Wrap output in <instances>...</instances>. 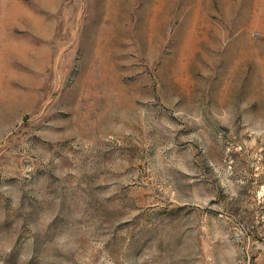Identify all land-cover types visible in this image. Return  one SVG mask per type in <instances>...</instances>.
Masks as SVG:
<instances>
[{
  "label": "rangeland",
  "instance_id": "1",
  "mask_svg": "<svg viewBox=\"0 0 264 264\" xmlns=\"http://www.w3.org/2000/svg\"><path fill=\"white\" fill-rule=\"evenodd\" d=\"M0 264H264V0H0Z\"/></svg>",
  "mask_w": 264,
  "mask_h": 264
}]
</instances>
